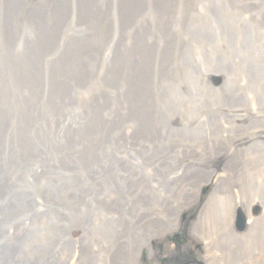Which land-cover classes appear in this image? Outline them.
<instances>
[{
  "label": "bare ground",
  "instance_id": "bare-ground-1",
  "mask_svg": "<svg viewBox=\"0 0 264 264\" xmlns=\"http://www.w3.org/2000/svg\"><path fill=\"white\" fill-rule=\"evenodd\" d=\"M9 1L0 0V8L4 9L0 18V29L3 30L6 29L4 21L7 19L16 20V23L18 21L16 11L20 7L9 3ZM11 1L14 2V0ZM60 1V5L55 3V9L51 14L39 13L30 22L23 25L17 23L23 30L17 32L13 29L12 32H16L15 36L8 38L13 53H32L42 50L49 56L59 53L68 54V52L81 49L86 42L98 38L108 25L117 20L145 21L150 17L152 9H164L169 1L180 3L187 0H151L149 3L147 0H137L134 4L129 3L128 0H78L72 5L68 0ZM178 3H175L174 6H179ZM208 12L212 13L211 10ZM19 18L20 15H18ZM118 38L116 36L111 41H116ZM118 64L115 59L112 65L114 67ZM84 70L85 68L82 69V77L93 85H116L109 78L110 74L107 76L99 68L90 66L88 70ZM174 73H177V70ZM210 73L211 69L205 68L201 71L200 76L207 80ZM205 92L206 97H209V93H211L216 94L218 99L224 101L249 103L243 97L235 99L237 90L232 87L214 88L207 82ZM83 94L87 93L83 92ZM215 100H205L203 94L195 95L181 113H170L159 107L155 121L156 137L149 147L148 158L158 151L166 152L168 156L171 152L173 156L160 167L150 171V179L155 184H132L128 193L124 192L119 198L118 207L130 206L131 212L134 214H121L116 222V231L114 226L108 227L99 224L95 220L94 214L88 218L86 225H79L69 220L33 217L27 214V216L21 217L24 219L20 222H18L19 219L5 222L0 229V264H21L23 262L27 264H64L67 257H77L76 264H176L175 257L182 252L176 251L173 243L165 246L162 251L159 247L156 249L149 247L145 250L147 259L143 260V249L149 246L151 239L157 244H164L172 237L173 231L183 232L185 229V223L181 222L180 216L173 218L169 225L164 220H159L164 215L174 213V206L171 202H166L164 208L154 215H150L147 204L150 206L153 204V199L175 194L187 202L188 207L194 206L195 199L191 191L188 190V185H195L200 180H197L194 177L195 174L190 173L179 162L176 166L177 159L175 158L176 154L186 153L181 145L191 140L202 144L199 152L207 158L208 162L211 161L213 166H220L222 181L213 192L212 200L199 208L198 218L192 222L190 227L192 231L190 236H181V240L187 244L179 247L181 251H186L197 245H201L203 251L198 263L188 261L186 264H243V259L253 250L263 251L264 257V228L251 224L244 228V233H242L244 235L235 234L231 217L233 210L228 207L232 198L236 199L239 205L244 203L249 205L253 202L252 191L246 192V190L264 186V159L262 161L258 160V157L252 159L245 153L235 151L234 148H230V143L226 140L225 135L219 137L223 132H239L240 128L233 130L222 121L217 122L221 123L219 125L215 122L207 124L197 119L198 107L213 103ZM252 110L262 114L264 104L255 109L252 105ZM189 113L192 114V117H189ZM173 119H178V124L175 126L170 125ZM78 130L79 127L62 125L52 132L51 138L58 142L74 140ZM138 132L139 129L133 133L132 137ZM212 133H215V136H211ZM217 137H219L217 143L208 142V138L213 141ZM66 151L68 152V150ZM253 160L257 161L249 164ZM126 171L128 170L122 167V170L116 173L119 176L125 174ZM170 171L176 173L177 185L172 184L173 178H169ZM57 175L60 177L59 174ZM180 176L182 177L180 178ZM132 179L136 180L135 177ZM120 181L121 179L118 180V182ZM125 186L129 187L127 183ZM97 193L96 191V198L99 201ZM103 196L102 194L101 197ZM102 208H106V206H102ZM227 211L231 212L228 219H226ZM251 221L253 222V220ZM54 223L59 224L56 230L51 228ZM161 225L169 228L160 229ZM218 225H221L223 230L230 228V235L223 234L217 239L212 238ZM74 234L77 235L74 236ZM187 237L192 240L188 241ZM232 237L239 240L236 247H233L235 240ZM100 243H103L104 252L102 250L92 251L91 247ZM95 259L98 260L94 261ZM180 264H184V262L180 261Z\"/></svg>",
  "mask_w": 264,
  "mask_h": 264
},
{
  "label": "water",
  "instance_id": "water-1",
  "mask_svg": "<svg viewBox=\"0 0 264 264\" xmlns=\"http://www.w3.org/2000/svg\"><path fill=\"white\" fill-rule=\"evenodd\" d=\"M47 1L52 3L55 0ZM128 1L134 4L137 0ZM170 2L176 3V1ZM53 11L54 8H52ZM171 16L169 14L166 18L170 20ZM4 25L6 29H0V229L5 222L16 219L20 222L24 219L21 217L27 214L33 217L45 216L49 217L47 219L54 217L59 219L55 216L58 212L56 205H48L55 201L53 199L57 195L51 187L61 182L62 186L59 189L66 200L63 204L65 209L71 208V202L79 203L78 199L81 196L76 192L74 177L77 173L78 181H82L84 174L80 169L91 170L99 161L98 155L101 151L99 137L95 135V131L91 130L84 138H79L80 143L70 146L68 152L66 151L61 157L63 172L69 166L75 167L74 164L78 166V169H70L73 174L75 173L73 178L69 176L62 179L57 177L55 172L56 159L62 153L60 150L66 148L71 140L58 142L44 135H35L36 145H29L34 140L20 131V126L24 124L26 129H32L36 125L35 122L45 120L46 117L45 114L34 111L38 108L34 102L36 94L28 93L26 89L17 84L21 80L38 79L47 70L56 72L58 75H67L71 68L61 67L59 72L55 62L50 59L51 57L48 58V54L42 50L32 53H13L8 38L15 36L16 32H12L13 29L17 32L21 30L16 20L7 19ZM35 54H40V56ZM84 63L94 64L95 62L89 63L84 60ZM45 75L49 81L55 77L49 73ZM67 77L75 76L69 74ZM62 97L64 98L60 99L61 104L63 101L66 102L69 96L66 97L64 93ZM28 108H33L32 112H34L25 113L29 111ZM16 112L20 115L18 116ZM82 191L87 194L89 190L83 188ZM36 202L42 204L45 211L33 212L29 208ZM52 225V227L56 226Z\"/></svg>",
  "mask_w": 264,
  "mask_h": 264
},
{
  "label": "rangeland",
  "instance_id": "rangeland-1",
  "mask_svg": "<svg viewBox=\"0 0 264 264\" xmlns=\"http://www.w3.org/2000/svg\"><path fill=\"white\" fill-rule=\"evenodd\" d=\"M234 15V14H233ZM239 19L241 20H247L251 19L254 20L256 23V39L258 42L254 44V39L252 38L251 44H246L240 36L239 31L233 24L227 25V31L234 35L233 38L230 37L229 34L221 33V32H214L213 31V37L206 38V39H195L191 42V55L195 52H198V55L202 56V65L204 66H210L212 63L217 62V58L219 57L220 53H226L227 56H238V57H244V56H252L254 57L258 65L261 67L262 71L264 72V0L260 1H246L241 3V7L238 8L237 13ZM156 39H160L164 42L168 41L167 35H157ZM185 52L181 51V55H183ZM200 53V54H199ZM227 76L230 77V85L238 87L237 91L238 93L245 99H247L252 104H259L264 102V76L261 77L258 81L248 80L243 71L241 69H235V70H227L226 73ZM215 78H223L221 76H214L208 78V82L214 86V79ZM188 76L184 78L183 81L187 82ZM221 84H219L220 86ZM249 105V104H248ZM251 108V106L249 105ZM257 115H259L260 112L256 111ZM189 117H192V114L189 113ZM197 119L202 121V117L197 116ZM253 120L254 122H257L255 115H250L248 117H238L235 122H232L235 126H238L241 131L239 133H236V138L246 135L247 133H251L257 129V127L251 125L249 122ZM224 122L225 125H229L228 119L221 120ZM263 126V125H262ZM225 135L227 136L226 140L229 142V137L231 134L227 132L226 134H220V136ZM211 136H215V133H212ZM234 136V135H233ZM219 137L216 139L219 140ZM194 144L195 142L192 141ZM209 143H217L215 142V138L212 139L208 138ZM230 148L235 149V151L242 152L247 154L250 158L258 157V160L264 159V150H250L248 149L247 145L244 143H235L234 141L230 142ZM240 149H243L242 151ZM257 160L251 161L249 164L256 162ZM264 162V160H263ZM135 177H137V174H133ZM125 174H122V177H124ZM146 180L150 182L151 184H155V182H152L150 179V173L147 175ZM245 189V188H244ZM234 191H237L236 189H233ZM246 190V189H245ZM252 191L251 198L253 201H260L262 205L257 204L256 202H251L249 205L247 204H241L242 207H247L249 209V213L251 218L253 219V222L250 221L249 225L255 224L258 225L261 224V226L264 228V186H256L253 187L251 190H246V192ZM116 201V196L113 194H106L103 197L99 198L98 203H94V198L92 197L89 202V205L99 206L101 208H95L92 212L95 215V220L102 224L105 221H112L115 227V231L117 229V224L115 222V217L117 216V212L114 209V203ZM93 202V203H92ZM238 201L234 198L231 199V202L229 203L228 207H230L233 212L237 208H239V204H237ZM237 204V205H236ZM102 206H106V208H102ZM231 212L227 211L226 216H228L226 219L229 218ZM152 215V214H151ZM189 219V216H188ZM216 233L212 238L217 239L219 236L225 234L230 235V228L227 230H223L221 225H218L216 227ZM244 235V234H243ZM182 236H189L187 233H184ZM187 240L190 241L192 239H189L187 237ZM182 245H187L182 240ZM195 242V241H194ZM103 243L98 244L97 246H92L93 251H101L103 250ZM102 246V247H101ZM195 249H192L191 251H188V255L195 256L197 260H199V255L203 254V251L201 249V245H197L194 247ZM263 251L259 250H253L250 251L246 257L243 259V264H264V257L262 255Z\"/></svg>",
  "mask_w": 264,
  "mask_h": 264
}]
</instances>
